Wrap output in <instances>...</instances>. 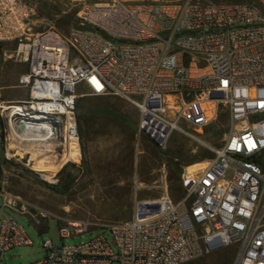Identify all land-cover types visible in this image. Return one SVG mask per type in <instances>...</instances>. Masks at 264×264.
Returning <instances> with one entry per match:
<instances>
[{"label":"built area","instance_id":"built-area-1","mask_svg":"<svg viewBox=\"0 0 264 264\" xmlns=\"http://www.w3.org/2000/svg\"><path fill=\"white\" fill-rule=\"evenodd\" d=\"M38 1L0 0V47L16 46L29 66L19 80L30 88L29 99L8 104L26 107L15 110L20 117L48 115L50 100L44 95L34 105L32 92L40 84L56 87L52 100L71 113L68 131L79 143L83 85L90 96L137 107L139 135L162 150L176 132L194 137L191 131L211 125L221 109L230 132L220 147L203 143L214 157L201 168H184L182 199H172L166 187L138 200L131 219L103 226L112 243L105 235L75 245L47 241L44 258L28 264H187L233 245L235 264H264V0H73L81 9L68 35L37 30ZM1 108L12 133L11 122L17 127L21 120ZM56 118L54 139L69 116ZM0 197L4 259L34 244L18 217L46 231L51 217L12 192ZM90 227L67 221L59 235L68 239Z\"/></svg>","mask_w":264,"mask_h":264},{"label":"rangeland","instance_id":"rangeland-1","mask_svg":"<svg viewBox=\"0 0 264 264\" xmlns=\"http://www.w3.org/2000/svg\"><path fill=\"white\" fill-rule=\"evenodd\" d=\"M80 9L73 0H39L36 28L68 35ZM22 56H18L14 45L0 47V164L3 167L0 191L19 195L32 209L48 212L51 219L44 224H50V230H41L27 218L18 217L34 244L14 248L4 259L0 256V264L3 260L7 264L41 260L43 243L47 241L55 246L75 245L105 235L112 243L110 230L103 226L131 219L138 200L158 197L166 187L175 201L185 196L181 183H173L170 167L173 162L169 160H190L201 154L205 148L203 143L220 147L230 132L228 113L221 109L212 124L200 131L202 133L192 130L194 137H189L176 132L169 139L167 149L162 150L139 135L137 107L116 96H90L82 85L77 90L82 96L76 103L80 161L59 164L54 158L42 159L32 154L27 144L17 145L15 134L9 132L8 118L1 117V106L8 107L11 102L30 97V88L15 86H21L20 77L29 70ZM104 111L108 114H97ZM52 140L56 143L52 149L58 155H63L68 141L71 142L64 131ZM185 167L198 170L202 164ZM67 221H87L91 227L86 233L61 239L59 227ZM237 257L238 246L233 245L205 253L187 264H235Z\"/></svg>","mask_w":264,"mask_h":264},{"label":"bare ground","instance_id":"bare-ground-1","mask_svg":"<svg viewBox=\"0 0 264 264\" xmlns=\"http://www.w3.org/2000/svg\"><path fill=\"white\" fill-rule=\"evenodd\" d=\"M56 92V87H50L43 84H40L39 86L35 87L32 92L31 103L34 105H37L35 100L44 95L46 100H50L47 102L48 104L45 105L47 112H49L48 115L40 114L41 116L37 117L39 116V114L34 113L33 115H26L27 117L22 118L18 115L19 112L16 113V111L25 112L26 107L22 105L8 107L6 106L8 109H5V106L2 107L5 110H14L13 115L16 117L19 116L18 119L19 121L21 120L19 122V126L17 127L15 125V121L11 122L12 131L17 139V145L23 146L27 144L28 150L31 151L32 154L41 156L42 159L54 158L59 164H63L69 160L79 162L81 158L80 145L79 143H77V139H75L68 131L70 126L73 125V117L71 113L67 112L64 104H62L63 102H60L59 100H52V95H54ZM33 108L34 106L31 109ZM20 114L21 116L23 115L22 113ZM64 114H68L69 116L64 133L66 136L71 138V142L68 141L69 143L67 144V149H65L66 151L62 153L63 155H58L57 152L52 149L56 144L52 140V138L56 134L55 127L59 126V122L56 116H61ZM34 118H41L42 120L36 122L34 121ZM69 122H71L70 126ZM198 132L202 133L200 131ZM72 139L74 141H72Z\"/></svg>","mask_w":264,"mask_h":264},{"label":"trees","instance_id":"trees-1","mask_svg":"<svg viewBox=\"0 0 264 264\" xmlns=\"http://www.w3.org/2000/svg\"><path fill=\"white\" fill-rule=\"evenodd\" d=\"M89 114H90V112H89ZM97 114H105V115H107L108 112H105V111L104 112H98ZM79 119H80V117H79ZM149 142L151 143V145H153L154 147L157 148L156 144H154L151 141H149ZM213 157H214V154L209 149L203 148V150L201 151V154L192 157L190 160H185V161H180V162H176L175 158H173V160H169V162H173V165H172V163H170L171 173L173 175V183H175V182L176 183L177 182L181 183V177H182V174H183L184 166H190V165L199 163L201 161H204V160H207V159H211ZM181 189H183L182 185H181ZM184 193H185V191H184Z\"/></svg>","mask_w":264,"mask_h":264},{"label":"water","instance_id":"water-1","mask_svg":"<svg viewBox=\"0 0 264 264\" xmlns=\"http://www.w3.org/2000/svg\"><path fill=\"white\" fill-rule=\"evenodd\" d=\"M2 176H3V167L0 164V183H1V180H2Z\"/></svg>","mask_w":264,"mask_h":264},{"label":"crops","instance_id":"crops-1","mask_svg":"<svg viewBox=\"0 0 264 264\" xmlns=\"http://www.w3.org/2000/svg\"><path fill=\"white\" fill-rule=\"evenodd\" d=\"M16 87H22V86H17V85H15ZM125 106V108L127 109L128 108V105L126 106V105H124Z\"/></svg>","mask_w":264,"mask_h":264}]
</instances>
